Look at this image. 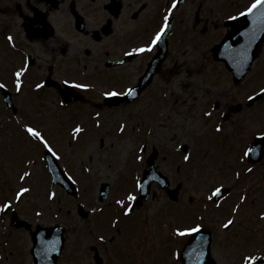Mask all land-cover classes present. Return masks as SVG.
<instances>
[{
  "label": "rangeland",
  "instance_id": "obj_1",
  "mask_svg": "<svg viewBox=\"0 0 264 264\" xmlns=\"http://www.w3.org/2000/svg\"><path fill=\"white\" fill-rule=\"evenodd\" d=\"M22 1L27 0H17V3ZM123 1L128 3L126 12L144 5L138 21L129 17L131 13L124 18L125 30L140 37L142 47L151 44L166 17L174 16L170 48L162 72L134 105L97 109L82 105L63 107L52 89L36 88L48 70V43L56 47L63 42L62 34L58 31L57 37L44 43L30 41L20 35L22 17L10 16L6 11L12 0H0V83L11 91L16 90V104L21 108L24 104L27 110V114L13 115L0 92V208L11 202L22 218L48 224L64 223L68 227L67 248L59 264H78L79 260L81 264H96L89 247L94 243L90 230L107 229L112 235L117 224L122 229L113 241L116 244L110 248L105 264H135L127 258L132 253L129 246L144 240L157 247L153 252L145 251L143 264H179L177 252L183 238L165 230L174 231L170 228L198 221L202 215L214 227L212 248L217 264H246L249 255L264 256V160L253 165L244 154V146L264 130V92L261 91L264 89V43L240 84L233 81L230 71L213 58L211 51L229 28L225 21L237 18L255 0ZM54 18L64 21L62 15ZM15 23L18 33L13 38H16L14 44L8 35L1 33V28L11 33ZM135 28L139 29L138 36ZM65 38L73 39L71 35ZM117 39L111 36L107 39L109 42L102 40L90 46L95 45L96 51H100L108 43L116 42L120 45L113 49H119L123 42ZM20 45L39 59L35 64L39 68H30L20 77L22 86L17 91L14 74L26 63L15 52ZM155 50L156 45L151 51H145L146 60ZM130 71L138 75L135 67ZM111 86H103V90ZM207 110L215 111L207 116ZM221 112L226 117L222 118L223 129L217 131L215 126ZM29 125L41 131L58 154L60 164L78 187V199L51 183L43 158L46 148L27 132ZM76 128L80 131H74ZM144 142L143 156L139 148ZM180 145L189 149L188 160L183 158ZM154 148L159 152L156 160L159 170L173 186L181 182L179 197L177 202H172L164 190L152 183L150 196L141 204L143 212L128 218L120 211L128 203L127 195L136 193L137 183L148 167L146 158ZM25 172L29 175L21 179ZM101 182L111 184L109 198L103 203L98 200ZM220 185L229 188V194L221 201L208 200L212 190ZM21 188L29 191L17 199ZM120 200L124 204L117 203ZM78 202L97 208V216L102 217L96 220V225L89 218L84 220L77 213L66 212L75 211ZM99 206L104 209L101 211ZM237 207L239 210L234 211ZM114 217L116 223H113ZM233 217L235 224L224 229L223 225ZM7 226L11 227L8 216H3L0 264H33L30 256L28 261L30 237L26 230L22 229V235V230L10 231ZM146 227L152 234L142 236ZM172 242L175 246H166ZM146 253L152 255L146 256Z\"/></svg>",
  "mask_w": 264,
  "mask_h": 264
},
{
  "label": "flooded vegetation",
  "instance_id": "obj_2",
  "mask_svg": "<svg viewBox=\"0 0 264 264\" xmlns=\"http://www.w3.org/2000/svg\"><path fill=\"white\" fill-rule=\"evenodd\" d=\"M18 2L17 0H12L8 2L10 9L7 7L6 11L10 16H21L23 19L22 24L20 25V35L28 38L30 41H39L44 43V41H49L51 37H57V32L62 34L63 42L57 44L54 47L50 42L47 46L48 60V70L46 74L42 77V81L48 82H60L64 85V81H75L78 84H88L89 88L80 89L73 86L74 93L77 96V100L71 102H65L62 98L61 91L57 86H50L47 89H52L56 96L63 101V107H72L74 105H82L93 107L97 109L102 108H125L134 105L139 99L140 96L133 102L128 104H116V105H107L105 92L115 91L117 93H125L129 88L135 85L139 76L142 75L146 69L148 60L145 58V52H133V49L142 47L140 42V37H135L130 33V31L125 30L124 18L129 16L135 22L141 18V10L139 8H133L131 12L124 11L125 5H128L127 2L123 0H27ZM2 7H0L1 13ZM12 13V14H11ZM124 14V15H123ZM62 15L64 21L56 20L54 16ZM119 21V24L117 23ZM12 34L18 33L17 23L13 24ZM3 31V28H1ZM138 28H135L134 33L138 36ZM65 35H71L72 40L66 39ZM80 35L82 36V40ZM111 36H116L119 41L123 42V45L119 49H113L114 47L120 45L118 43L110 44L101 48L100 51H96L95 45L100 43L102 40H107ZM109 42V40H107ZM106 41V42H107ZM138 41V42H137ZM16 42V38H15ZM105 42V43H106ZM94 47L90 46L94 44ZM138 43V45H137ZM41 51V50H40ZM16 53L22 55V59L25 57L31 62L30 68H34L37 64V59L33 55L30 49L25 50L22 45L18 46L15 50ZM29 54L31 57H29ZM24 55V56H23ZM39 60V59H38ZM60 62V63H59ZM137 70L138 75H135V71H130L134 69ZM35 68H39V66ZM162 72V69L156 75H159ZM109 89L103 90V86H110ZM143 92H141L142 94ZM93 96V99L90 97ZM12 98L14 103V108L11 109L14 115H24L27 114V110L24 109V104L22 108L16 104V92L12 91ZM25 100V99H23ZM79 112L80 110H76ZM146 147H143L145 150ZM154 185H159L153 182ZM172 185V184H171ZM177 185H172L175 187ZM182 186V184H181ZM181 189V188H180ZM165 194L169 197L168 192L164 190ZM180 194V191H179ZM152 195L155 197V192H152ZM170 198V197H169ZM137 211L132 208L131 213H136L139 215L141 212L142 205L136 206ZM89 209V210H87ZM67 213H77L80 217L82 216L84 220H90L91 224H97L96 220H99L100 217L97 216V210L75 206V211L68 209ZM203 212V211H202ZM103 213H107L106 211ZM191 215H195L193 211H190ZM3 216H8L10 226H7L10 231L17 229H24L29 235L30 242L28 244V257L32 258V246L33 242L31 240L32 234L35 229L38 227L40 221H31L29 218H23L27 221L29 228L25 227H15L13 226L12 218H16V223L22 221L20 219V213L17 212V208L10 206V209L7 211L4 210V214H0V224ZM197 216V215H196ZM81 217V218H82ZM195 217V216H194ZM202 220L198 221H189L182 228L194 227L196 223H203L204 227L201 229V235L204 237L207 242L209 235V230L212 231L214 238V231L208 225L202 215ZM60 223L66 229L68 227L59 221L54 222L53 224ZM45 225H51L48 223H43ZM177 224V223H176ZM181 228V227H172L170 229ZM122 227L119 225L116 226V234L107 236V230H99V228H92L90 234L93 238L94 243L90 244V250L92 252V259L96 264H105L107 255L109 254L110 248L114 247L116 243H113L117 234L121 232ZM147 227L142 231V236L145 233L152 234L151 231L146 230ZM67 231V230H66ZM166 233L175 234L173 230H165ZM10 233V232H9ZM67 233V232H66ZM160 233V232H159ZM23 235V230L21 231ZM177 235V234H176ZM100 236L104 237V240L99 239ZM183 238V243L179 246L178 252L181 255V250L185 242L190 238V236H181ZM67 240V239H66ZM119 244V243H118ZM111 245V246H110ZM67 243L65 242L62 254L65 251ZM172 248L175 246V242L167 244ZM157 247L154 243H147L139 241L133 243L129 246V250L132 252L129 254V259H133L135 264H143V254L145 251L155 250ZM211 252L213 253V248L211 244ZM101 257V260L96 258V256ZM147 255H152V253H146ZM180 255H177L178 262L181 264ZM133 256V257H132ZM214 257V255H213ZM61 257L59 258V260ZM207 262L209 264H215L211 256L207 255ZM206 264V263H205ZM217 264V262H216Z\"/></svg>",
  "mask_w": 264,
  "mask_h": 264
},
{
  "label": "water",
  "instance_id": "obj_3",
  "mask_svg": "<svg viewBox=\"0 0 264 264\" xmlns=\"http://www.w3.org/2000/svg\"><path fill=\"white\" fill-rule=\"evenodd\" d=\"M171 26L172 20L170 21L167 29L165 30L164 35L158 43L159 50L157 54L149 63V68L147 71L148 78L145 80L144 84L146 82L151 81V78L153 76V69H158L160 67L161 62L165 59L167 53L168 35L170 33ZM231 26L232 29L226 34L223 41L213 48V51L215 58L218 60L225 61L229 69L233 71L234 80L236 82H241L244 79L253 61L258 56L260 47L264 42V4L257 6V8L253 9L251 13L246 12L245 15L241 16L239 21H232ZM137 87L139 91L140 84ZM2 90L5 94V100L7 101V104L11 105V94L9 93L7 88H3ZM257 141H259V144L257 143ZM261 145H264V137L257 139L252 144L251 148H253L254 146L255 148H259ZM262 153L263 152L259 153L257 159H260L262 157ZM154 156L155 155H152L149 159L151 161L153 170L155 171L156 167L153 163ZM49 166L53 172L54 180L57 181L62 172L58 167L57 161L51 158V160H49ZM154 171L152 173H154ZM152 177V179L160 180L157 176ZM65 181L67 182L65 183L67 188L71 191V193L75 194V188L72 182H70L66 178ZM101 191V199L105 200L108 196L109 185L102 184ZM146 197L147 194L142 195V199ZM33 238L36 242L33 253L37 264H56L55 261L57 257V252L59 250L57 251L58 239L54 235L53 230L51 228L42 227L33 234ZM62 241L63 237H61V243ZM44 243L52 244V249L50 247H47V249H45V247L43 246ZM189 245L190 244L186 246L187 249L185 248L186 250L183 256V262L184 264H196V256L191 255ZM61 247L62 246H60V248ZM45 254H47L46 257ZM198 261L201 264H208L207 258L204 259L203 257H201Z\"/></svg>",
  "mask_w": 264,
  "mask_h": 264
},
{
  "label": "snow or ice",
  "instance_id": "obj_4",
  "mask_svg": "<svg viewBox=\"0 0 264 264\" xmlns=\"http://www.w3.org/2000/svg\"><path fill=\"white\" fill-rule=\"evenodd\" d=\"M178 2V0H177ZM264 4V0H255V3H253L251 5V7H249L247 9V12L248 13H251L253 11V9L257 8V6H260ZM173 7H175V3L173 4ZM241 15H245V13H241ZM233 19H235L233 17ZM168 27V23H167V17L165 18V23H164V26L160 29L159 32L156 33L155 37L153 38L151 44L149 45H146V46H143V47H140V48H136V49H133V52H145V51H151L152 47L155 46L159 41L160 39L162 38V36L164 35L165 33V30L167 29ZM9 40H12V37L10 36L9 37ZM235 51V50H234ZM27 62L25 63V66L24 67H21L18 71L15 72V77L17 78L15 80V84H16V88H17V91H20L21 90V86H22V80L20 79V77L24 76V74L26 73L27 71ZM64 83L67 85V84H72L74 87L76 88H80V89H86V88H89L90 85L88 84H78L76 83L75 81H64ZM0 87H7V85L5 84H2L0 83ZM44 87V84L43 83H38L36 84V88H42ZM262 92H264V89H261ZM128 93L129 94H133L134 93V89L133 88H129L128 89ZM122 93H117L115 91H109V92H105L104 95L105 96H116V95H121ZM249 99H253V97H249ZM61 103L63 104V101H61ZM97 115H99V113H97ZM27 127V132L36 137L40 142L43 143L44 147L50 151L53 156H57L58 157V154L55 152V150L52 148V145L49 143V141L45 138L44 134H42L41 131H39L37 128L35 127H32V126H26ZM217 130H219V126L217 128ZM74 131L76 132H79L80 129L79 128H76L74 129ZM259 135L261 137H264V132L262 133H259ZM257 143L259 144V141H257ZM264 152V145H261L259 148H249L248 151H246L244 154L245 155H248L249 153L251 152ZM190 157L188 155H186L184 157L185 160H188ZM31 163V162H30ZM249 171H251L249 169ZM29 175L28 172H25L23 176H21L20 178L21 179H24L25 177H27ZM237 175H239V173H237ZM137 187H140L142 189L143 185L142 184H137ZM224 186L223 185H220L219 187H215L212 192H211V195L207 197L208 200H213L214 197L216 198H219L221 195H222V188ZM29 191V189L27 188H21L20 191L17 193V199H20L21 198V195L23 193H27ZM52 196H55V193H52L51 194ZM127 199L128 201H135L137 199L136 197V194L135 193H129L127 195ZM241 199H246V197H241ZM117 203L119 204H124V201L123 200H120V201H117ZM10 206H11V202H8V203H5L3 205L2 208H0V211H3L5 209H10ZM132 207L131 206H126L124 211H125V214H129L132 212ZM238 207L236 209H234V211H238ZM203 218L201 217V220ZM235 220L236 218L233 217L231 219H228L227 222L223 225L224 229H229L230 226H233L235 224ZM204 227L203 223H196L194 227H186V228H176L175 229V232L177 235L179 236H190L191 237V243L189 245V249H190V253L191 255L193 256H196L197 259H199L200 257H203L205 255V251H204V246L206 244V241L204 239V237L200 234L201 233V229ZM99 239L101 241L104 240V237L103 236H100ZM177 255H180L179 253H177ZM249 261H254V260H257L258 258L255 257V256H251V257H248L247 258Z\"/></svg>",
  "mask_w": 264,
  "mask_h": 264
}]
</instances>
